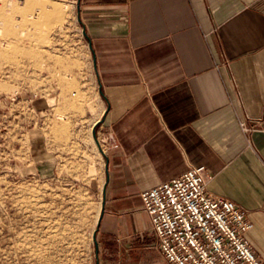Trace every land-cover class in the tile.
<instances>
[{
  "label": "crops",
  "instance_id": "1",
  "mask_svg": "<svg viewBox=\"0 0 264 264\" xmlns=\"http://www.w3.org/2000/svg\"><path fill=\"white\" fill-rule=\"evenodd\" d=\"M72 2L84 41L47 96L81 122L86 137L71 144L105 175L95 264H168L141 194L197 167L213 176L210 193L244 212L264 261V134L239 124L264 111V0ZM19 6L61 19L38 1Z\"/></svg>",
  "mask_w": 264,
  "mask_h": 264
},
{
  "label": "rangeland",
  "instance_id": "2",
  "mask_svg": "<svg viewBox=\"0 0 264 264\" xmlns=\"http://www.w3.org/2000/svg\"><path fill=\"white\" fill-rule=\"evenodd\" d=\"M33 1L61 19L48 25L42 8L21 14L0 0V264H95L105 175L95 155L71 144L86 137L81 122L47 96L80 56L78 7Z\"/></svg>",
  "mask_w": 264,
  "mask_h": 264
},
{
  "label": "built area",
  "instance_id": "3",
  "mask_svg": "<svg viewBox=\"0 0 264 264\" xmlns=\"http://www.w3.org/2000/svg\"><path fill=\"white\" fill-rule=\"evenodd\" d=\"M239 124L244 135L264 134V111ZM212 180L205 167H197L141 194L158 250L168 264H264L248 242L246 215L234 202L209 192Z\"/></svg>",
  "mask_w": 264,
  "mask_h": 264
},
{
  "label": "water",
  "instance_id": "4",
  "mask_svg": "<svg viewBox=\"0 0 264 264\" xmlns=\"http://www.w3.org/2000/svg\"><path fill=\"white\" fill-rule=\"evenodd\" d=\"M100 123L101 122H99L98 124H96V126L93 129V136H94V138H95V140L97 142V145H98L99 149H101V148H100V143H99V141L97 139V128H98V126H99ZM106 188H107V186L105 184L104 187H103V192H102V194H103L102 210H101V214H100V217H99V220H98V223H97V227H96V229H95V231L93 233V241H94V244H95L96 257H98L97 233H98V228H99V225H100L101 219L103 217V213H104V207H105L104 197L106 195Z\"/></svg>",
  "mask_w": 264,
  "mask_h": 264
},
{
  "label": "bare ground",
  "instance_id": "5",
  "mask_svg": "<svg viewBox=\"0 0 264 264\" xmlns=\"http://www.w3.org/2000/svg\"><path fill=\"white\" fill-rule=\"evenodd\" d=\"M65 2H67L66 0H64ZM25 2V1H24ZM68 2H72L71 1H68ZM23 3V2H22ZM22 3H17V4H13L14 6H19L21 5ZM100 214H101V211L98 212V215H97V218H96V223H98V220H99V217H100ZM97 227V226H96Z\"/></svg>",
  "mask_w": 264,
  "mask_h": 264
}]
</instances>
